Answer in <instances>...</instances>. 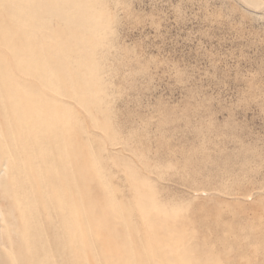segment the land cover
<instances>
[{
    "label": "rangeland",
    "instance_id": "obj_1",
    "mask_svg": "<svg viewBox=\"0 0 264 264\" xmlns=\"http://www.w3.org/2000/svg\"><path fill=\"white\" fill-rule=\"evenodd\" d=\"M107 260L264 264V0H0V264Z\"/></svg>",
    "mask_w": 264,
    "mask_h": 264
},
{
    "label": "bare ground",
    "instance_id": "obj_2",
    "mask_svg": "<svg viewBox=\"0 0 264 264\" xmlns=\"http://www.w3.org/2000/svg\"><path fill=\"white\" fill-rule=\"evenodd\" d=\"M22 96H24V93H22ZM25 98H26V97H25ZM28 98H29V97H28ZM28 98H27V99H28ZM23 100H24V99H23ZM25 101H26V100H25ZM27 102H28V101H27ZM27 102H25V103H26V104H29V103H30V102H29V103H27ZM26 106H28V105H26ZM29 107H30V106H29ZM35 108H36V107H35ZM25 110H26V108H25ZM24 112H25V111H24ZM35 112H36V111H35ZM30 113H31V112H30ZM28 121H29V120H28ZM39 121H40V119H39ZM48 126H49V125H48ZM43 128H44V127H43ZM59 130H60V129H59ZM64 143H65V142H64ZM76 212H78V211H76ZM75 219H76L75 221H77L76 216H75ZM75 221H74V222H75ZM5 226H6V225H5ZM72 229H73V228H72ZM114 229H115V228H114ZM109 232H110V231H109ZM107 234H108V233H107ZM81 236H83V235H81ZM105 240H107V239H105ZM105 240H104V241H105ZM107 241H108V240H107ZM84 242H85V241H84ZM105 243H106V242H105ZM105 243H104V244H105ZM114 245H115V244H114ZM104 246H106V245H104ZM117 246H118V245H117ZM102 247H103V246H102ZM118 247H119V246H118ZM120 247H121V246H120ZM104 248H106V247H103V249H104ZM114 248H115V247H114ZM116 248H117V247H116ZM116 248H115V249H116ZM173 250H174V249H173ZM104 251H105V250H104ZM106 251H107V250H106ZM171 252H172V250H171ZM175 252H176V250H175ZM107 253H108V252H107ZM120 254H121V253H120ZM107 255H108V254H107ZM170 255H171V253H170ZM175 255H176V253H175ZM116 256H117V255H116ZM171 256H172V255H171ZM185 256H186V254H185ZM114 257H115V256H114ZM120 257H121V256H120ZM172 257H173V256H172ZM107 258H109V256H108ZM173 258H174V257H173ZM88 259H91V258H88ZM111 260H113V258H112ZM84 261H85V260H84ZM90 261H92V260H90ZM109 261H110V260H109ZM109 261L107 260L106 264H108ZM86 262H87V261H86ZM89 263H90V262H89ZM110 263H111V262H110ZM91 264H93V263H91Z\"/></svg>",
    "mask_w": 264,
    "mask_h": 264
}]
</instances>
